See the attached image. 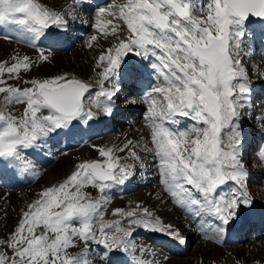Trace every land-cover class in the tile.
I'll return each instance as SVG.
<instances>
[{
    "label": "snow or ice",
    "instance_id": "snow-or-ice-1",
    "mask_svg": "<svg viewBox=\"0 0 264 264\" xmlns=\"http://www.w3.org/2000/svg\"><path fill=\"white\" fill-rule=\"evenodd\" d=\"M197 11L199 15L194 14ZM252 18L264 20V0H208L199 8L194 0H126L122 5L99 8L93 27L104 36H116L122 22L127 36L98 58L97 67L103 68L100 90L94 98L89 97L91 106L87 108L89 85L81 80L65 74L27 80L31 86L19 88L9 85L4 77L18 78L21 71H29V58L14 57L11 65L0 62V159L18 163L27 171L31 166L22 150L36 146L51 133L70 129L74 121L87 123L100 111L110 116L111 104L99 98L110 102L118 89L106 90L104 83L111 82L128 53L151 57L157 84L143 97L147 104L145 126L163 190L179 208L197 216L207 212L227 225L241 204H251L235 121L250 92L239 57L245 26ZM65 24L60 14L38 0H0V26H17L38 37L51 25ZM96 39L91 37V41ZM39 59L47 57L41 53ZM14 104L25 105L22 116L9 111ZM177 117L194 124L182 130L177 127ZM224 129H230L227 139ZM130 144L119 150L125 151ZM98 152L102 161L80 163L63 182L41 191L28 205L7 240L0 242L4 249L0 264H89L90 241L109 252L136 251L132 231L124 229L121 221L101 222L99 238L94 231L96 220L102 221L103 205L109 202L103 195L106 189L123 184L131 175L129 166L120 164L113 149L100 148ZM130 156L137 158L135 152ZM259 159L264 161V150ZM230 182L238 187L225 190ZM89 186L99 190V199L92 200L83 191ZM113 215L185 242L178 231L147 208L139 214L116 209ZM110 229L115 234H110ZM77 238L84 242V251L71 255L68 249L75 246ZM139 251L143 254L146 249ZM136 264L159 262L139 259Z\"/></svg>",
    "mask_w": 264,
    "mask_h": 264
},
{
    "label": "rangeland",
    "instance_id": "rangeland-1",
    "mask_svg": "<svg viewBox=\"0 0 264 264\" xmlns=\"http://www.w3.org/2000/svg\"><path fill=\"white\" fill-rule=\"evenodd\" d=\"M85 1L90 2V0ZM101 1H104L106 4H103V2L100 4H103L102 6L95 5L96 7H94V11H91V13L89 12V15L86 14L85 11H83V13L81 12V10L78 11V8H76L78 5H75V9L77 11L76 14V11L72 7L73 0H38V2L48 10H52L53 12H56L63 16L66 13L72 19L76 17V20L73 23L79 25H75V27H79L81 25L86 27H79L82 28L81 31L86 32L82 37H77L78 35L82 34L79 29H77L76 32H71L72 35L68 38L67 44L60 48L47 46L44 47L43 40H41V38L44 39L43 36L40 35L38 37H34L33 34L23 32L17 26H0V62L11 65L14 62V57L22 58L24 56H27L31 62L30 70L27 72L21 71L18 78L10 79L5 76L4 78L7 80L8 84L19 88L30 87L31 85L26 84L25 81L32 79L44 80L54 78L61 75L60 73L63 70H66L67 73L65 74L69 78L75 77L82 82L93 80L92 69L97 63L98 58L107 49L112 48V46L116 42V39L118 38V35L105 36L104 38L94 35L98 30L93 27V25L95 24L94 21L96 20V17L93 15H96L95 13L101 7H107L112 4L122 5L126 2V0H93L95 4H99V2ZM199 1L200 0H194L197 8H199L200 5H206V3L208 2V0H201L200 3ZM91 4L93 3L91 2ZM194 14L199 15V12L197 11ZM89 17H92L90 21L91 25L88 22ZM93 19L95 20L93 21ZM116 22L117 21H114V23ZM253 22L246 23L245 26V37L243 43H246V48H249L247 43H251V39L254 36V33H256V36H260L257 37V40L259 42L264 41V38L261 37H264V20H261L260 22L255 24H253ZM86 23L88 24V27ZM119 23L121 24L120 30L123 32V35L126 34V37V27L123 26L122 22ZM52 26L55 25H51L49 27L48 33L52 30ZM93 36H96L97 38L95 41H91V37ZM88 38L90 39L89 41ZM90 41L91 45L89 44ZM38 43L40 44L39 46ZM260 44H264V42ZM41 53H43V55L47 57L46 60L41 61L39 59ZM252 57L253 58H250L249 55H244L243 57V53H241L239 57L241 59V67H243L246 72L247 80L251 81L250 78L254 75L256 77L253 80H258L263 84L264 47L261 45V48L257 50V52H255ZM129 58H132V60L136 61V58L139 59V56L135 55L134 53H128L123 58L122 63L123 61L128 62L130 60ZM149 61L152 63L153 58L149 57ZM257 62L258 66L260 67V71L255 72L256 68H258L256 67ZM139 67H141L139 69V72L143 68H146V66H144L143 64H140ZM119 70H121L120 74H116L115 76H113L111 78V82H105L104 87L106 88V90H112L113 88L120 90L117 91L116 96L118 99H116L119 102L122 101V104L128 107V115L125 114L117 117L116 119L115 117L112 118H114V121H122V124L114 123L115 129L111 127V129L108 130V126L112 123L111 121L110 123H108V120L110 119L109 118L107 120V123L101 126L102 129L108 131L104 133V136H100L98 140L90 138L91 129L93 128V126H96L94 125V123L97 121L96 118L85 123V127H82V124H80L78 121H74L73 125L70 127V129L66 130L65 134L61 133L62 129L58 130L56 133L49 134L46 139H42L36 144V146H34V150L29 148L30 154L24 153L25 159L30 163L31 166L30 173L27 176H24V180H20L23 179L22 177L18 178V169L14 163H10L8 161L0 159V242L7 240L10 233L18 224L22 212L27 210L28 205L33 203L38 198V195L41 191L63 182V180L66 179L67 176H69L73 171L76 170L77 165L82 162L93 160L102 161L103 158L99 156L98 149L104 148V146L106 145L107 149H113V155L120 159V164L129 166V170L131 172L128 181L126 180L125 184H120V188L123 187L125 191H129V187L127 184V182H129L130 185L133 186V190L132 193H128L126 195L128 196L127 198H123L118 196V194L122 192L120 189L115 191L112 190L110 192H108V190L113 189V187L106 189L103 195L108 199L109 202L103 205L105 208L101 212L102 221L100 219L96 220L94 231L96 232L97 238H99L98 228L101 222L108 223L118 221L117 219L120 216L113 215L114 210H124L125 208H127V206H131L132 202H135L136 205H134V207L136 206L137 208V206L139 205V208L137 209L138 211L143 208H147L153 215L157 214L163 224L171 226L177 225L181 227L177 228L176 231H178L182 237L191 235L189 248L186 254L174 255L175 257L167 256L172 260L168 264L218 263L225 257L226 252H219L216 249V246H218V241L220 240V238H217L219 235V231L217 230V228L215 227V229L213 230H208V224L213 220V215L211 216L207 212L203 213V215L201 213L202 216H200V218L203 217V219L201 220V223L203 222V224L199 226L198 223V226H196L197 228L195 227V225L197 224H195L194 230L192 226H189L193 224L190 223L192 219L190 215L186 214L188 212L185 209H181L178 206L174 205L171 200H169L170 197L164 192L163 186L160 183V173L157 169L155 159L152 153L149 151L152 145L149 130L145 126L147 104L143 102V97H145L146 91L145 95L138 97L139 94L137 89H129L130 87L137 86H131L130 84H127V87L119 85L120 82L116 81L120 78L119 76L121 74L125 75L127 73H131L127 72L128 70H124L123 68H119L117 73L119 72ZM101 72L97 71L96 77H98V80L101 79ZM257 72H261L262 75H256ZM155 78L156 75L153 74L151 79L155 81ZM95 79L97 81V78ZM151 79L148 81H151ZM136 80L134 82H136ZM134 82L130 83L133 84ZM245 82H247L248 84V81ZM156 84L157 80L148 90L151 91L153 86ZM98 87L97 91L98 89L100 90V86ZM123 89L126 90L121 92V90ZM97 91L94 90L92 92L93 94L90 93V96L94 98V95ZM256 94L261 96L262 99L260 100L262 101H251L250 97L248 106H253V104H257V106L255 107L254 105V108H251V113L248 110L240 111L243 108H241L240 110L238 109L240 117H238L237 122L235 121V123L238 125L241 124L246 130L249 131H251L252 129L249 128L248 125L252 126V128L254 129L255 136L251 137L255 142V144L252 146L253 148L250 149L249 154L240 151L239 156H242V152L245 156L243 157L244 160H242L243 158L240 159L241 163L243 164L246 161L247 166L244 167L248 170L253 169L251 173L256 172V175L254 176L253 174V176L257 177V179L260 181L257 180V182L252 183V186L254 188L253 192L264 205V161H261L259 159V153L264 150V125L261 127L262 123L259 121L260 119L258 120V113H261L262 111V114H260V116H262L263 119L261 121L264 123V94H260V92ZM101 98L102 97H100L99 99L102 101L103 99ZM258 98L256 100H258ZM135 99L137 102L134 101L132 103V100ZM0 100H2V96H0ZM242 104H245V102ZM24 108L25 105L23 104H14L9 109V111H11L13 115L20 117L23 114ZM92 110L96 112L94 108ZM44 114H47V112L45 111ZM116 114L117 112L114 115ZM129 116L135 118L130 119L135 123H131L127 120V117ZM177 119L180 121L177 127L182 130L187 129L189 126L194 124V121L185 117H177ZM75 127H77L76 130L74 129ZM78 131H80V133L74 136V133ZM229 133L230 129H224L225 139H227ZM243 133L244 131H242V135ZM58 135L59 137L57 138L56 136ZM129 141L131 142L129 147L125 149V151L121 152L119 149L123 148L126 144H128ZM241 141L242 140H240V144ZM133 149H135L136 151ZM22 152L26 151L22 150ZM130 152H135L138 158L136 159L137 163L140 161L144 163L145 169L147 168L146 170H148L147 174L144 173V175H138L136 168H134V166L130 164L129 159H133L130 156ZM247 155L249 156L248 158ZM249 162L251 163L249 164ZM138 166L142 168V165ZM251 173L247 172L248 175ZM19 175H21V173H19ZM112 186L118 188L119 184H112ZM248 186L249 185H247V187ZM83 191L92 200L99 199L101 197V193L99 192V190L94 187H86L83 189ZM182 210H184L186 213H184ZM152 211L156 213H153ZM121 217V220H124L121 224V226L123 227V224H127L129 222L125 217ZM254 229H252V227L248 228V233H250V236L247 237L249 240H246L245 243L239 242L237 244L231 245V247H228L231 248L238 264H264V235L256 237L252 242L251 232ZM204 230H207L208 232H204ZM38 231H42V229H38ZM108 231L110 232V234H115L114 229H110ZM149 231L150 230H148V232ZM148 232L141 229L138 230L137 233L132 234L133 236H135L137 234L145 233V237H143L142 235H138L137 237L139 241L143 243L132 240L134 244H150V247L153 246L152 250H148L145 247L146 251L144 252V254H141V252L139 253L138 256L142 260H144L145 257L146 259L152 258L153 256H155L154 253L162 254V249H160L161 246L159 247L158 245V248L157 246L153 245V243L157 245V243H155L157 241L153 242L151 240H147L149 236ZM198 233L200 234V236ZM162 234L166 235L164 233ZM74 243L75 246L69 248L68 252L71 255H78L79 253H82L85 248L84 242L80 241L77 238ZM223 248L227 249L226 247ZM136 249L139 251L140 247L136 246ZM3 250L4 249L0 248V251ZM118 251L119 250H113L109 252L103 247V245L96 244L90 241L88 244L87 259L89 261V264H118L117 262H115L113 256V254ZM148 251L151 252L152 255H149ZM106 252L107 258L105 259L104 253ZM137 253L138 252H133L131 256H133L134 254L137 255Z\"/></svg>",
    "mask_w": 264,
    "mask_h": 264
},
{
    "label": "bare ground",
    "instance_id": "bare-ground-1",
    "mask_svg": "<svg viewBox=\"0 0 264 264\" xmlns=\"http://www.w3.org/2000/svg\"><path fill=\"white\" fill-rule=\"evenodd\" d=\"M201 1V0H200ZM200 1H199V3H200ZM72 5H78L76 8H78V11L79 10H81V12L83 13V11H85L86 12V14H89V12L91 13V11H94V7H96L94 4H91L90 2H88V1H85V0H73V3H72ZM43 6V5H42ZM49 11H52V10H49ZM96 14V13H95ZM90 15V14H89ZM93 16H95L96 17V15H93ZM91 19H92V17H89L88 18V22H89V24L91 25V23H90V21H91ZM259 19V18H258ZM256 19V20H253L252 22H253V24H255V23H258V22H260L261 20L259 19ZM87 20V19H86ZM95 19H93V21H94ZM95 22V21H94ZM248 23H250V22H248ZM72 24V26H71V28L74 26L75 27V23H71ZM73 27V28H74ZM75 28H79V27H75ZM52 30L49 32V33H47V37H48V42H51V43H55V41H58L59 39H60V37H63V32L61 31H59L58 30V27L57 26H52V28H51ZM123 32L121 31V30H119V32H118V38L116 39V42H115V44L112 46V48L115 46V45H117L118 43H119V40L120 39H123L124 37H125V35H123L122 34ZM66 35H69V32L66 34ZM94 35H96V36H101V37H105V36H102L103 34L100 32V31H97ZM108 36H112V35H108ZM90 38V37H89ZM88 38V41L90 40ZM254 42V41H253ZM253 42H251L250 43V45H251V48H246V43H243L242 44V50H241V53H243V55H244V52H247L248 54H249V56H251L252 57V55L255 53V52H257V50H259L260 48H261V45L262 44H257L256 42L253 44ZM260 46V47H259ZM253 48V49H252ZM141 67H139V69H140ZM255 68V67H254ZM255 70V69H254ZM97 71L98 72H101V71H103V68H99V67H97V63L95 64V66L93 67V69H92V72H93V80H91V81H84V83L85 84H87V85H89V93H86L85 94V103H86V108L87 107H90L91 105H90V101H89V96H90V93L91 94H93L92 92L94 91V90H96L97 91V86L96 85H98V84H100L99 83V81L100 80H98V77H96L97 76ZM120 71L121 70H119V72L117 73V75L118 74H120ZM127 72H131L130 70H128ZM126 72V73H127ZM256 72V71H255ZM65 73H67L66 72V70H63L60 74L61 75H65ZM259 73H261V72H257L256 73V75H258V76H260V75H262V73L261 74H259ZM251 74V73H250ZM81 75V74H80ZM121 75H123V74H121ZM119 76L120 78L119 79H117L116 81H119L120 83H119V85H122L123 83H130V82H134L135 80H136V77H139V78H142L143 80H144V82L145 81H148V80H150L151 79V77L153 76V74L152 73H148V71H147V68H143L140 72L138 71V72H136L135 74H133V72H131V73H127V74H125V75H123V76ZM84 77V76H83ZM86 77V76H85ZM255 77L256 76H252L250 79H251V81H254V82H258L259 83V88H258V91H253V94H254V96H255V101H262V100H260V99H262L261 98V96L260 95H258V94H256V93H258V92H260V94H264V89H263V87H264V83L262 84V83H260L258 80H253V79H255ZM95 78H97V81H96V79ZM115 81V82H116ZM97 83V84H96ZM99 91V90H98ZM118 91H120V90H118ZM262 92V93H261ZM116 94H117V92H116ZM95 96V95H94ZM116 96V95H115ZM259 97V98H258ZM264 97V96H263ZM258 98V100H256ZM101 99H103L102 101H104V102H108V101H106L105 100V98L104 97H102ZM253 101V100H252ZM245 102V104H243V106L241 107V108H243L242 110H240L241 108H239V110L240 111H244V110H247V109H251L252 108V106H248V100L245 98L243 101H242V103H244ZM254 105H255V107L257 106V104H253V108H254ZM0 106H2V105H0ZM124 108H126V106H123ZM95 109V108H94ZM96 110V109H95ZM238 110V111H239ZM117 112V114L116 115H118V114H120V113H122V111H121V109H118L117 107H114L113 109H112V113H111V115L110 116H112V115H114L115 113ZM100 113V114H99ZM98 114H96V115H98L100 118H101V120L103 121V125H105L106 123H107V120L110 118V116L109 115H105L102 111L101 112H99ZM251 113V112H250ZM131 119V118H130ZM259 119L260 120H262L263 118H262V116H260L259 117ZM95 121V120H94ZM121 122V121H120ZM108 123H110V119L108 120ZM102 125V126H103ZM240 128L239 129H241L239 132H240V136H241V138H240V140H243V137H244V135L247 133V131L244 129V133H243V135H242V127L241 126H239ZM227 130V129H226ZM252 136L254 135V134H251ZM244 140H246V143H245V145H244V147H242V145H243V143H242V141H241V144L239 145V152L240 151H242V152H248L249 150H250V147L251 146H253L254 144H255V142L253 141V140H249V138L248 137H245V139ZM107 145H108V142H107ZM104 148L105 149H107V146L105 145L104 146ZM23 151H26V149H24ZM26 153V152H25ZM245 155H243L242 154V156L240 155L239 156V159H242L243 157H244ZM247 157H249L248 155H247ZM244 164L246 165L247 163H246V161L242 164L243 166H244ZM249 165V164H248ZM245 168V167H244ZM245 169H247V168H245ZM20 170H22L23 171V173L24 174H27V173H29V170H27V171H25V170H23V168H22V166H20ZM248 170V169H247ZM20 177H22L23 178V176H20ZM126 182V181H125ZM125 182H124V184H125ZM121 185L119 184V187H120ZM247 186V185H246ZM113 187V189H115V186H112ZM117 187V186H116ZM233 187H238V186H236V185H232L231 184V182L228 184V185H226V186H224V188H225V190H229V189H231V188H233ZM250 194H251V192H249ZM132 200H134V199H132ZM129 203H131V202H129ZM130 205V204H129ZM134 205H136V203L135 202H132V205L131 206H127V208H125L123 211L124 212H127V211H131V210H136L137 212H138V214H139V211L137 210L138 208H136V206L134 207ZM186 210V209H185ZM184 213H186L184 210H182ZM187 211V210H186ZM188 212V211H187ZM261 212V210L260 209H256V210H253V209H251L248 205L247 206H245V205H243V204H241L240 206H239V208L236 210V215L233 217V218H231L230 219V221H229V223L227 224V225H225V224H223V222L221 221V220H219L217 217V220H218V222H219V224L216 226V228H217V230L219 231L220 230V228H221V226H223V228H224V233H221L220 234V232H219V235H218V237L217 238H220V240L218 241V246H216V249L219 251V252H226V255H225V257L221 260V261H219L218 263H216V264H238L237 263V259L235 258V256L233 255V253H232V250H231V248H228V247H226L227 249H224L223 247H225L228 243H230V242H234L235 241V239L237 240V239H241V238H243V237H245L246 238V233L244 232V230H243V227L245 226V223H248V222H254V223H259V225H260V227H261V229H260V231L261 232H259V234H261L262 235V233H264V221H262L263 220V217H264V214L262 213H260ZM187 215H190V217L192 218L191 219V221H190V223L191 224H193V225H195V224H197V225H195V227L196 226H198V223H199V226H201L202 224H203V222L201 223V220L203 219V217L202 218H200V216H202L203 215V213H202V215H200V216H197V215H194V214H192V213H186ZM155 218H159V216L156 214H154L153 215ZM121 216L117 219L118 221H119V219H120V221H121V224H122V222L124 221V220H121ZM161 220V219H160ZM196 220V221H195ZM128 221V220H127ZM123 228H127V229H130L131 231H132V234H134V233H137V231L138 230H145L143 227H136V226H134V225H130L129 223H127V224H123ZM197 228V227H196ZM147 232H148V230H146ZM204 232H208L207 230H204ZM149 233V236H148V239L147 240H151V241H157V242H155V243H157V245L156 244H154L153 243V245H155V246H157L158 247V245H159V247H160V242L161 241H166L167 243H168V246L170 247V248H168L167 250H166V253L165 252H163V250H164V248H162V247H160V249H162V254H160V253H154V255L155 256H153L152 258H149V259H146V257H145V261H158L159 262V264H168L169 262H171L172 260L171 259H169V257H167V256H173V257H175L174 255H176V254H181V253H183L185 250H186V247H188L187 246V242H186V240L184 239V243H180L179 241H177V240H175V239H173L171 236H169V235H163L162 233H160V232H153V231H149L148 232ZM210 234V233H209ZM244 234V235H243ZM207 236H209V235H207ZM205 237H206V234H205ZM188 238H189V240H190V238H191V235H188ZM187 238V239H188ZM155 239V240H154ZM252 242H253V240H251ZM250 241V242H251ZM245 242V241H244ZM135 246H138V247H143V248H145L146 247V249H148V250H152V247H150V244H148V245H140V244H135ZM154 246V247H155ZM150 247V248H149ZM158 247V248H159ZM157 249V248H156ZM156 251V250H155ZM154 251V252H155ZM140 252V251H139ZM149 252V251H148ZM128 253H130V251L128 252ZM128 253H125V252H122V251H118V252H115L113 255L115 256V258H116V260L117 261H121V262H124V263H126L127 261H128ZM80 254V253H79ZM78 254V255H79ZM144 254V253H143Z\"/></svg>",
    "mask_w": 264,
    "mask_h": 264
},
{
    "label": "water",
    "instance_id": "water-1",
    "mask_svg": "<svg viewBox=\"0 0 264 264\" xmlns=\"http://www.w3.org/2000/svg\"><path fill=\"white\" fill-rule=\"evenodd\" d=\"M253 19H256V18H252V20H253Z\"/></svg>",
    "mask_w": 264,
    "mask_h": 264
}]
</instances>
